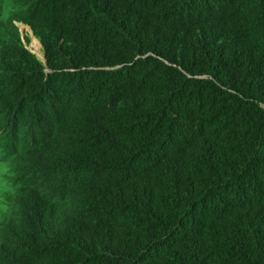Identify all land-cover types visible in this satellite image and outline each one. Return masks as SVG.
<instances>
[{
    "label": "trees",
    "instance_id": "obj_1",
    "mask_svg": "<svg viewBox=\"0 0 264 264\" xmlns=\"http://www.w3.org/2000/svg\"><path fill=\"white\" fill-rule=\"evenodd\" d=\"M0 210V264H264V0H0Z\"/></svg>",
    "mask_w": 264,
    "mask_h": 264
},
{
    "label": "rangeland",
    "instance_id": "obj_2",
    "mask_svg": "<svg viewBox=\"0 0 264 264\" xmlns=\"http://www.w3.org/2000/svg\"><path fill=\"white\" fill-rule=\"evenodd\" d=\"M20 28H21V31L23 32L22 36H24V35L31 36V42L29 43V48L33 52H35L38 56H41L43 54L42 46H40V44L37 40H34L32 32L29 29V27H26L25 25L20 24Z\"/></svg>",
    "mask_w": 264,
    "mask_h": 264
},
{
    "label": "clouds",
    "instance_id": "obj_3",
    "mask_svg": "<svg viewBox=\"0 0 264 264\" xmlns=\"http://www.w3.org/2000/svg\"><path fill=\"white\" fill-rule=\"evenodd\" d=\"M18 25H19V27H20V24H23V23H17ZM23 25H26V24H23ZM27 27H29L28 25H27ZM29 29H30V27H29ZM31 30V29H30ZM20 32H21V34L23 33L22 31H21V28H20ZM31 32H32V30H31ZM32 35H33V38H36L35 36H34V34H33V32H32ZM31 37V36H30ZM32 38V39H33ZM37 39V38H36ZM38 40V39H37ZM23 41H24V43H26V41H25V39H23ZM31 42V39H30V41L27 43V47L29 48V43ZM38 42H39V44H40V46H42L41 45V43H40V41L38 40ZM30 49V48H29ZM31 50V49H30ZM42 50H43V48H42ZM32 51V50H31ZM33 52V51H32ZM34 54H36L35 52H33ZM36 56L40 59V60H42L44 63L46 62V59H45V55H44V52H43V54L41 55V56H38L37 54H36ZM6 209V208H5ZM7 210V209H6ZM9 213H10V211L9 210H7Z\"/></svg>",
    "mask_w": 264,
    "mask_h": 264
},
{
    "label": "bare ground",
    "instance_id": "obj_4",
    "mask_svg": "<svg viewBox=\"0 0 264 264\" xmlns=\"http://www.w3.org/2000/svg\"><path fill=\"white\" fill-rule=\"evenodd\" d=\"M47 128V127H46ZM14 142V141H13ZM15 143V142H14ZM9 144V143H8ZM28 162V161H27ZM4 167L6 168V166L4 165ZM3 167V168H4ZM12 190H13V188H11ZM15 192V191H14ZM4 194H5V192H4ZM3 198V197H2ZM4 199V198H3ZM9 201V200H8ZM5 204V203H4ZM9 206V205H8ZM1 211V210H0ZM33 216V215H32ZM43 216V215H42ZM35 219V218H34ZM44 226V225H43Z\"/></svg>",
    "mask_w": 264,
    "mask_h": 264
}]
</instances>
